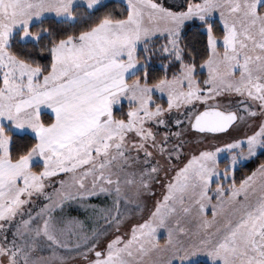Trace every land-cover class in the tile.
Listing matches in <instances>:
<instances>
[{"label":"snow or ice","instance_id":"obj_1","mask_svg":"<svg viewBox=\"0 0 264 264\" xmlns=\"http://www.w3.org/2000/svg\"><path fill=\"white\" fill-rule=\"evenodd\" d=\"M0 264H264V0H0Z\"/></svg>","mask_w":264,"mask_h":264},{"label":"rangeland","instance_id":"obj_2","mask_svg":"<svg viewBox=\"0 0 264 264\" xmlns=\"http://www.w3.org/2000/svg\"><path fill=\"white\" fill-rule=\"evenodd\" d=\"M257 163H259V162L256 161V160L254 162H252V163H249L246 168L243 167V168L239 169V171L237 172V175L241 176L243 173H245V172L251 170V168L255 167V165Z\"/></svg>","mask_w":264,"mask_h":264},{"label":"trees","instance_id":"obj_3","mask_svg":"<svg viewBox=\"0 0 264 264\" xmlns=\"http://www.w3.org/2000/svg\"><path fill=\"white\" fill-rule=\"evenodd\" d=\"M256 161L260 162V158L256 159ZM241 168H243V167H241ZM241 168H240V169H241ZM237 177L239 178L240 176L237 175Z\"/></svg>","mask_w":264,"mask_h":264}]
</instances>
